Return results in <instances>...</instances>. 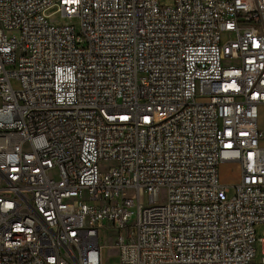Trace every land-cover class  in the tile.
<instances>
[{"label": "built area", "instance_id": "obj_1", "mask_svg": "<svg viewBox=\"0 0 264 264\" xmlns=\"http://www.w3.org/2000/svg\"><path fill=\"white\" fill-rule=\"evenodd\" d=\"M261 113L264 0H0V264H264Z\"/></svg>", "mask_w": 264, "mask_h": 264}, {"label": "rangeland", "instance_id": "obj_2", "mask_svg": "<svg viewBox=\"0 0 264 264\" xmlns=\"http://www.w3.org/2000/svg\"><path fill=\"white\" fill-rule=\"evenodd\" d=\"M162 6L173 5V0H160ZM56 9H52L48 12L51 15L48 20L50 24H60L69 25L76 29L77 32L80 30V20L78 17L67 18L62 15V13L56 12ZM260 125L264 130V113H261ZM221 182L224 185L231 186L228 196L231 198L235 195V186L240 182V171L238 167L234 164H223L219 169ZM256 261L260 262L263 257L264 243L260 239H264V224L256 226ZM107 231L101 234L100 244L102 246H107L105 250V264H119V258L117 252L114 249L109 248V246L114 245V239L108 237ZM107 236V237H105Z\"/></svg>", "mask_w": 264, "mask_h": 264}]
</instances>
